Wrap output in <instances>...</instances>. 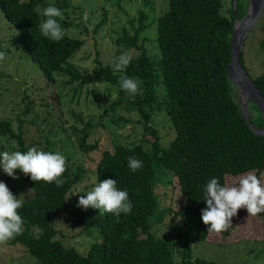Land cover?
<instances>
[{
    "label": "trees",
    "instance_id": "trees-1",
    "mask_svg": "<svg viewBox=\"0 0 264 264\" xmlns=\"http://www.w3.org/2000/svg\"><path fill=\"white\" fill-rule=\"evenodd\" d=\"M37 6L40 13L35 10ZM48 6V0H0V9L19 31V42L42 77L52 84L64 77L66 86L75 84V92H82L81 88L89 82L113 86L112 90L105 89L104 94L114 95L116 99L109 106L97 104L102 109L101 120L121 109L135 112L140 117L138 122L144 134L154 140L142 139L139 143L101 153L93 172L94 186L106 179L116 180L118 190L127 191L137 209L127 215L121 214L118 223L114 216L105 214L98 225L101 239L91 245L87 254L66 246L52 223L53 217L70 212L69 197L86 173L82 168L74 171L69 165L61 177L62 187L54 182H34L24 175L29 189L33 190L18 209L23 231L8 243L23 246L35 258L34 264H219L195 258L192 253L194 242H205L210 237L202 221V211L207 208L206 184L216 178L223 186L228 177L249 172L259 177L264 172V137L256 135L246 123L235 86L227 74L232 57L234 1L229 15H225L222 0H169L168 10L157 19V31L155 28L161 53L158 61L152 59L144 45L143 35L150 24L147 23L149 17L140 12L138 23L132 20V30L124 28L116 40L118 47L136 50L138 54L122 72H113L112 61L116 57L106 66L98 61L95 75L83 74L72 63L85 44L84 39L67 34L66 29L73 25L72 22L63 21L65 35L59 42L41 34L38 26L45 20L42 12ZM52 6L66 14L70 0H56ZM237 9V16L242 19L247 7L237 2ZM105 22L102 20L99 26ZM261 48L264 51V40ZM241 63L247 70L243 52ZM121 76L136 79L139 93L132 96L121 90ZM252 79L264 96V73ZM4 92L0 86V98ZM254 108L258 110L251 103L250 113ZM29 112L28 109L25 114ZM160 112L168 114L176 132L168 148L162 145L157 130L149 126L152 116ZM72 113L84 125L83 128L71 127L76 136V148L85 154L97 151L98 144L89 141L93 123H86L85 115L75 109ZM96 113L94 111L91 117ZM250 118L256 127H264L261 115L259 122L251 114ZM61 127L67 131L63 125ZM23 128L21 120L19 129L15 130L11 120L0 118L2 141L15 142L20 152H27L36 143L27 145ZM63 143L67 151H72L68 141ZM4 150L3 145L0 152ZM129 157L142 161V167L136 172L128 167ZM159 175L166 176L170 182L163 187L162 194L176 199L174 205L180 206L177 214L185 235L163 238L153 232L149 220L157 208L154 183ZM174 180L180 192L178 197L174 194ZM98 212L92 208L86 211L78 208L65 216V221L69 228L78 229L89 221L93 223ZM261 215L264 220V213ZM232 229L231 226L222 233L227 236ZM182 239L178 261L175 246Z\"/></svg>",
    "mask_w": 264,
    "mask_h": 264
},
{
    "label": "rangeland",
    "instance_id": "rangeland-1",
    "mask_svg": "<svg viewBox=\"0 0 264 264\" xmlns=\"http://www.w3.org/2000/svg\"><path fill=\"white\" fill-rule=\"evenodd\" d=\"M55 1L48 0V3L52 6ZM222 1L223 14L229 15L234 0ZM242 1L237 0L248 10L249 1L246 0L244 3ZM168 8L169 0H70L67 13H62V17L56 19L61 26L63 21L72 22L73 25L66 29L67 34L85 40L83 48L72 60L73 65L85 75H95L99 69L98 61L106 66L114 57H119L124 52H129L132 57L138 54L136 50L118 47L116 40L121 36L124 28L132 30L130 22L135 20L137 24L139 13L142 11L149 17L147 23L150 24V28L143 35L145 37L143 40H146L144 45L153 60H160L161 53L155 32L159 15L161 16ZM104 19L105 24L99 26ZM19 39V31L11 25L0 9V51L6 53L5 60L0 61V86L5 89L0 98V118L11 120L15 130L19 129L20 120L23 121L27 145L36 143L34 147L37 150L59 152L66 158V165L72 167L74 171L78 168L86 170L83 180L69 197L70 212L53 217L52 223L66 246L75 247L82 254H87L91 245L101 239L98 225L103 218L98 212L93 223L89 221L84 227L72 229L67 226L65 216H70L71 212L78 209L80 196L95 187L93 172L96 170L101 153L104 150L114 151L117 146L139 143L142 139L152 141L154 138L144 134L143 127L138 122L140 117L135 112L130 113L121 109L101 120L102 109H99L97 104L109 106L110 102L116 99L114 95L109 97V94H104L105 89L112 90L113 86L89 82L81 88L82 92H75V84L66 86L67 80L64 77L59 78L54 84L47 82L37 65L30 60ZM263 40L264 13L248 35L243 48L245 65L252 78L264 73V51L261 48ZM236 94L238 98V90ZM60 98L62 101H59ZM28 109L30 112L25 114ZM72 109L83 113L86 123H93L89 141L98 144L97 151L85 154L76 148V136L71 127L78 125L83 128L84 125L76 120ZM94 111L97 113L91 117ZM250 114L254 120L260 121L258 110L254 108ZM167 115L166 112H160L152 116L149 123V126L157 130L164 148H168L176 136L173 124ZM61 125L67 131L62 129ZM64 140L68 141L67 145L72 151L66 150L67 142L64 144ZM1 141L0 138V148L4 145V151L9 153L19 151L15 142ZM161 172L160 170V174ZM15 176L18 179L9 177L0 167V182L5 183L16 198H20L21 195L25 196L24 199L28 198L31 193L24 174L17 169ZM239 177H228L227 184L235 185ZM258 178L264 181V172ZM169 183L163 175L155 179L157 208L149 221L157 236L176 238L185 235V231L177 214L180 206L174 205L176 199L174 201L169 195L162 194L163 187L168 186ZM173 187L176 197L180 196L176 181ZM136 209L133 207L134 212ZM232 227L227 236L223 233L210 234L207 241L194 242L193 256L219 264H264V220L261 213L249 218L247 210L240 209L232 218ZM183 242L182 239L175 246L178 261ZM34 263L35 258L29 255L23 246H13L9 243L0 246V264Z\"/></svg>",
    "mask_w": 264,
    "mask_h": 264
},
{
    "label": "clouds",
    "instance_id": "clouds-1",
    "mask_svg": "<svg viewBox=\"0 0 264 264\" xmlns=\"http://www.w3.org/2000/svg\"><path fill=\"white\" fill-rule=\"evenodd\" d=\"M41 12L40 7L35 9ZM46 17L39 23V31L45 38L59 42L65 35V29L57 22L62 12L55 6H48L42 12ZM6 53L0 51V61L5 60ZM132 56L124 52L112 61L113 72H122L130 64ZM121 90L129 95L139 93L138 81L128 76L119 79ZM0 167L9 177L18 179L15 171L19 169L25 176H30L34 182L55 183L62 187L61 178L66 171V158L59 152H45L32 147L27 152H0ZM128 167L136 172L142 167V161L129 157ZM117 181L106 179L99 182L92 190L80 196L78 207L85 211L89 208L99 210L100 217L111 214L119 222L121 214H130L134 205L127 191L118 190ZM33 189L29 191L32 192ZM28 193V194H29ZM24 195L16 198L7 185L0 182V246L6 245L23 231V219L18 209L23 206ZM204 200L207 208L202 211V221L207 226L209 234H221L232 226V218L240 209H246L249 218L264 213V181L255 173L249 172L237 178L235 185L220 184L212 178L205 187Z\"/></svg>",
    "mask_w": 264,
    "mask_h": 264
},
{
    "label": "water",
    "instance_id": "water-1",
    "mask_svg": "<svg viewBox=\"0 0 264 264\" xmlns=\"http://www.w3.org/2000/svg\"><path fill=\"white\" fill-rule=\"evenodd\" d=\"M264 13V0H249L247 13L242 19H239L237 0H234V28L231 36L230 51L232 54L227 74L239 91L238 100L242 108V114L249 128L259 136L264 137V127H256L251 123L250 105L254 103L264 120V96L254 83L248 71L241 63V54L246 39L253 27L256 25L262 14Z\"/></svg>",
    "mask_w": 264,
    "mask_h": 264
}]
</instances>
